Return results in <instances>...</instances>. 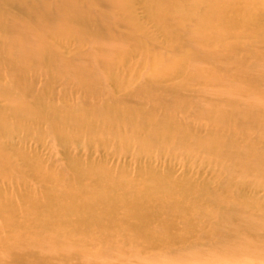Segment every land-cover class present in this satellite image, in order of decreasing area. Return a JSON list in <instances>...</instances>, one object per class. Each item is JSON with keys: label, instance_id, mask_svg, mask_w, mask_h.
I'll use <instances>...</instances> for the list:
<instances>
[{"label": "rangeland", "instance_id": "obj_1", "mask_svg": "<svg viewBox=\"0 0 264 264\" xmlns=\"http://www.w3.org/2000/svg\"><path fill=\"white\" fill-rule=\"evenodd\" d=\"M180 4L0 0V264H264V0Z\"/></svg>", "mask_w": 264, "mask_h": 264}, {"label": "bare ground", "instance_id": "obj_2", "mask_svg": "<svg viewBox=\"0 0 264 264\" xmlns=\"http://www.w3.org/2000/svg\"><path fill=\"white\" fill-rule=\"evenodd\" d=\"M169 1H170V5H171L172 8H174V7L176 8L177 5H181L180 4V1L183 2V3L185 2V0H169ZM197 1L196 0H193V2H197ZM199 1H203L205 3L206 0H199ZM174 4H176V6ZM194 6L199 7V8H202L203 4L196 5L194 3ZM198 17H197V22H196L198 26L201 25L203 27L205 24L214 23V22H216V10H212L209 13L203 12ZM200 27H199V29H195V30H198V32L196 34L197 36L204 35V30H202ZM199 30H201V32ZM87 207H89V206L76 207L73 203L70 206L66 204V205H63L61 207V213H64V214H72L73 212H75L74 208H76L78 210L84 211L82 213L84 216L85 215H89V216L92 215V216H90V218H92V220L89 223H91L92 221H93V223H95V221H97V219H96L97 216H94L91 213L92 211L89 210V209H87Z\"/></svg>", "mask_w": 264, "mask_h": 264}]
</instances>
